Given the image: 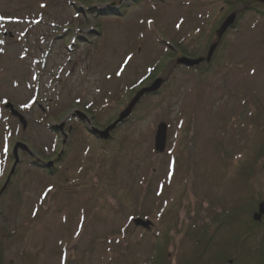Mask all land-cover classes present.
I'll list each match as a JSON object with an SVG mask.
<instances>
[{
    "label": "rangeland",
    "instance_id": "1",
    "mask_svg": "<svg viewBox=\"0 0 264 264\" xmlns=\"http://www.w3.org/2000/svg\"><path fill=\"white\" fill-rule=\"evenodd\" d=\"M146 1L98 19L95 12L117 2L0 0V17L9 19L0 21L1 264H149L166 233L168 264H179L203 227L214 246L241 231L216 230V215L264 202V17L243 14L208 68L194 70L175 60L181 51L206 55L224 5ZM159 69L161 90L141 99L129 123L107 142L91 134ZM6 101L25 118V131ZM162 123L166 146L157 154ZM16 143L27 147L17 163ZM60 152L52 174L37 165Z\"/></svg>",
    "mask_w": 264,
    "mask_h": 264
},
{
    "label": "trees",
    "instance_id": "2",
    "mask_svg": "<svg viewBox=\"0 0 264 264\" xmlns=\"http://www.w3.org/2000/svg\"><path fill=\"white\" fill-rule=\"evenodd\" d=\"M103 1H107V0H103ZM115 1L117 2L116 7L118 8V11L124 10L125 7L127 6L126 3L135 4L136 2H139V0H115ZM158 1L167 2V0H158ZM216 2L222 3L224 7L226 8V10L224 11L221 21L217 22L214 27L215 29L214 36H215V31L218 29L219 25L230 13H236L237 15L236 21L234 25L232 26V28L236 27V25L239 22V19L242 17L243 14L252 13L251 11L257 13L259 16L264 17V11H261L262 9L257 10L258 6L264 9V5H261L258 2V0H217ZM112 10L109 9L107 13L110 12L112 14V12H116ZM166 42H169V41H166ZM164 51L167 52L166 49ZM177 52H180V51H178L177 49ZM180 53L183 56L189 57V58L201 57L199 55L200 53L193 55V56H189L187 54L185 55L186 52H182V51ZM169 54L171 55L170 52ZM160 66H162V64H160ZM205 66L207 69L208 68L207 65ZM160 69L156 71L155 74L151 75L148 78L149 80L146 81L147 84L151 82L153 79H155L156 77H158L159 72L161 75L162 71H160ZM196 69L197 68H195L194 70ZM202 70L204 69L202 68ZM147 84L141 85L140 83V85H138L137 88L136 87L133 88V91H131V93L132 94L135 93L138 89H140L141 87ZM260 150L262 154H264V143L261 145ZM259 201L260 200H253L250 203H248L247 201L238 207L236 206L234 209L228 212L220 213L216 215L212 220V224L216 225V230L220 229L221 227L223 228L224 226L227 227V226L238 225L241 228L240 229L241 231L235 234L234 237L230 238L227 244L225 243L223 246H216V245L214 246V238L208 235L209 230L207 229V227H203L202 229L197 231L198 238L196 240V245H194L193 247V251H191V253H189L188 255H184L179 264H230L228 262V260L231 259V257L229 258V254H228L229 251H231L232 254H235L237 261H238V262L233 261L231 264H239L240 255L242 251L244 250V246H245L244 244L249 243L248 240H244L243 234H250V230H248L249 229L248 226L249 224L251 225L254 224L253 221L251 220V215L255 211L256 205L258 204ZM243 213L247 214L249 217L241 220L240 216ZM163 231L168 232L165 229H163ZM154 242H155V247H154L155 255L153 259L150 258V260L152 261L149 264H168V259L166 258V249H167L168 244L172 242L171 237L167 235L166 233L165 235H163L161 239H159L158 241H154ZM173 244H174V240H173ZM210 251H212L213 253L211 255H208L207 252H210ZM204 258L206 259L207 263H204L202 261V259Z\"/></svg>",
    "mask_w": 264,
    "mask_h": 264
},
{
    "label": "water",
    "instance_id": "3",
    "mask_svg": "<svg viewBox=\"0 0 264 264\" xmlns=\"http://www.w3.org/2000/svg\"><path fill=\"white\" fill-rule=\"evenodd\" d=\"M260 3L264 4V0H258ZM235 20V15H230L221 25V27L218 29L217 31V36H218V39L221 38V36L223 35V33L227 30V28L229 26H231L233 24ZM216 47V44L211 46L209 51H208V55H207V58H206V61L209 62L211 56H212V53L214 51ZM203 62V59H198V60H189V59H186V58H182V59H179L177 61V64H183V65H186V66H195V65H198L200 63ZM161 80H157L155 81L149 88L147 89H143L141 90L140 92H138L134 98L131 99V101L129 102L128 106L126 107V109L119 115L118 119L112 124L110 125L109 127H107L104 131H95V133L103 140H107L110 136V132L112 130L115 129V127L120 123L122 122L123 120H125L130 114H131V111L133 110L134 106L137 104V102L140 100V98L144 95V94H148V93H151V92H155L156 90H158L161 86ZM8 107L10 108L11 112L13 115H15L19 122L21 123V125L23 126V129L26 128V122L25 120L23 119L22 116H20L17 112H15L11 106L8 105ZM165 142H166V125L165 124H159L158 127H157V131H156V135H155V140H154V148H155V151L157 153H162L164 151V148H165ZM15 151H16V148L14 149V154H15ZM264 215V205L263 204H260L259 205V210H258V213L256 215H254V220L255 221H260L262 216ZM135 225L136 226H141L143 228H149L150 227V223L149 222H143L141 220H136L135 221Z\"/></svg>",
    "mask_w": 264,
    "mask_h": 264
},
{
    "label": "flooded vegetation",
    "instance_id": "4",
    "mask_svg": "<svg viewBox=\"0 0 264 264\" xmlns=\"http://www.w3.org/2000/svg\"><path fill=\"white\" fill-rule=\"evenodd\" d=\"M257 212V211H256ZM255 211L252 214L254 215ZM253 220V219H252ZM263 220L262 222L255 223L253 225L249 224L248 230H250V234H243L244 240L253 241L255 244L252 247L251 244L245 243L244 250L242 251L240 255V262L239 264H264V236H263ZM247 231V230H246ZM245 231V232H246ZM229 256H232V253H228ZM233 261L238 262L237 258L235 259H229L228 262L231 264Z\"/></svg>",
    "mask_w": 264,
    "mask_h": 264
}]
</instances>
